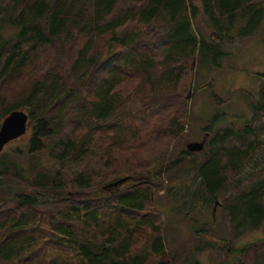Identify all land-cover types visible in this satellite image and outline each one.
<instances>
[{"label": "trees", "instance_id": "trees-1", "mask_svg": "<svg viewBox=\"0 0 264 264\" xmlns=\"http://www.w3.org/2000/svg\"><path fill=\"white\" fill-rule=\"evenodd\" d=\"M263 27L264 0H0V127L16 110L31 122L0 158V264H200L207 244L179 257L155 198L190 175L198 198L237 192L229 218L258 228L264 169L249 185L235 177L263 145L252 123L264 127V80L251 123L216 132L204 153L183 147L184 97L194 61L214 72ZM94 156H120L125 177L97 175Z\"/></svg>", "mask_w": 264, "mask_h": 264}, {"label": "rangeland", "instance_id": "rangeland-1", "mask_svg": "<svg viewBox=\"0 0 264 264\" xmlns=\"http://www.w3.org/2000/svg\"><path fill=\"white\" fill-rule=\"evenodd\" d=\"M196 65L194 71L192 70L190 87L184 97L189 103V119L185 127L187 140L183 145L185 148L187 144L193 142L205 141L206 145L216 132L233 123L237 125L251 123L254 102L260 98L264 80V27L255 37L236 41L233 47L228 49V55L222 58L214 72L203 67L196 71ZM208 81L211 87L199 89ZM133 85L130 83L127 89H131ZM17 89H11L10 96L14 95ZM240 89L246 90L249 95L239 93L235 98L228 100L235 91ZM188 96H190L189 99ZM252 124L259 132L263 145L249 161L245 162L242 170L235 177V181L243 185H249L252 179L258 177L264 169L263 123L256 121ZM208 128H211V131H207ZM28 139L29 136H26L8 144L0 154V158L16 147H24ZM200 153H204V150ZM117 158L108 163L101 162L100 157L94 156L87 165L95 169V173L99 176L112 174L110 175L112 179L109 180L123 178L126 175L124 174L125 166L121 164L123 159L120 156ZM197 158L202 160L204 155H199ZM199 184L200 178L190 175L182 182L171 184L168 188L164 183L155 194L157 205L165 215L164 219L167 218L168 243L171 248L179 252V257H182L184 251L194 248V243L207 244L206 249L195 254L200 264H240L242 262L264 264V250L256 248L249 251L247 255L245 252L249 244L264 242V222L256 229H250L248 222L243 219L239 222L241 218L233 222L228 214L236 204L233 199L238 193H229L231 200L227 202L221 197H210L204 192H200L201 196L198 198L199 194L196 195V193ZM200 227L207 232L198 238L195 231ZM150 264H171V255L152 257Z\"/></svg>", "mask_w": 264, "mask_h": 264}, {"label": "water", "instance_id": "water-1", "mask_svg": "<svg viewBox=\"0 0 264 264\" xmlns=\"http://www.w3.org/2000/svg\"><path fill=\"white\" fill-rule=\"evenodd\" d=\"M196 61L193 62L192 70L194 71ZM188 99L190 96L187 97ZM31 122L29 115L24 110H16L11 112L6 118H4L0 127V154L4 148L25 136L30 130ZM205 148L204 142H193L187 144V149L190 152H200ZM126 179H123L119 183H124ZM115 185H118L115 183ZM215 212V211H214Z\"/></svg>", "mask_w": 264, "mask_h": 264}]
</instances>
